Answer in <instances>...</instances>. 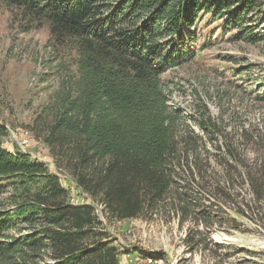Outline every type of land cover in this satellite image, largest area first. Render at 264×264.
<instances>
[{"label":"trees","instance_id":"16d2710c","mask_svg":"<svg viewBox=\"0 0 264 264\" xmlns=\"http://www.w3.org/2000/svg\"><path fill=\"white\" fill-rule=\"evenodd\" d=\"M0 5L23 33L47 26L50 46L63 58L57 89L31 125L58 168L111 220L153 214L168 199L187 216L190 205L179 192L177 170L189 171L190 183L200 184V177L179 152L187 142L178 138L162 76L169 66L194 59L196 27L207 10L256 43L259 24L248 25L256 14L264 23V0ZM7 135L0 121V264H120L117 240L102 227L94 204H73L57 174L29 154L4 147ZM228 159L234 165L232 152Z\"/></svg>","mask_w":264,"mask_h":264},{"label":"rangeland","instance_id":"374dc122","mask_svg":"<svg viewBox=\"0 0 264 264\" xmlns=\"http://www.w3.org/2000/svg\"><path fill=\"white\" fill-rule=\"evenodd\" d=\"M261 18L256 14L248 25L259 24L252 38L259 34L261 39L252 44L247 32L228 27L226 18L215 19L213 9L207 10L196 27L194 59L169 66L162 76L178 138L187 142L179 152L200 177V184L190 183V172L177 170L179 192L190 205L187 216L168 199L153 214L111 220L58 168L54 153L31 125L57 89L63 58L50 46L47 26L23 33L0 5V121L8 128L3 145L57 174L73 204H94L102 227L117 240L120 264H264Z\"/></svg>","mask_w":264,"mask_h":264}]
</instances>
